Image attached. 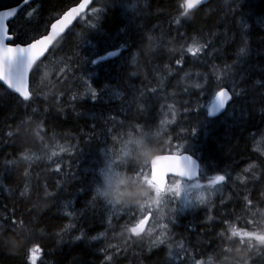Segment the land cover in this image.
Wrapping results in <instances>:
<instances>
[{
	"label": "snow or ice",
	"instance_id": "obj_1",
	"mask_svg": "<svg viewBox=\"0 0 264 264\" xmlns=\"http://www.w3.org/2000/svg\"><path fill=\"white\" fill-rule=\"evenodd\" d=\"M212 2L183 0L176 5L175 14L169 15L168 31L164 33L159 25L146 21L168 14L163 8L153 12L147 0L142 6L139 2L132 4L131 0H77L75 7L59 11L53 17L55 22L46 23L43 31L34 24L43 10L40 0H22L26 6L23 9L0 0V97L12 101L10 106L0 102V112L5 107L8 112L6 119H0V156H4L6 146H12L14 138L30 134L44 145L40 149L44 158L51 160L57 153L45 143L47 132L52 130L46 131L45 125L68 112L77 119L91 122L89 141L97 139L98 128L99 135L104 137L96 166L89 169L91 180L82 181L83 186L77 190L96 194L82 208H77L74 199L67 195L69 178L75 175L61 171L62 160L55 162L54 173L64 182L55 183V192L49 191L47 183L28 171L34 157L25 154L18 159L0 161V191L8 190L5 181L15 176L18 196L12 193L13 199L25 205L23 210L14 208L8 216H0L3 221L0 222V248L15 247L12 234L30 235L24 219L17 217L18 211H27L30 223L42 219V206L33 201L35 196L37 201L54 204L58 214L67 220L52 233L57 246L83 245L92 253H100L102 264H118L120 256L133 245L149 256L154 248L164 246L166 264H209L197 258L206 254L201 235L209 238L208 247L218 264H264V153H253L258 163L249 164L235 178V167L221 166L229 137L255 141L259 135L264 140V36L253 44L250 39L253 25L249 24L253 21L264 29V10L257 14L251 0H224L227 10L220 25L215 27H226L230 19L235 28V35L225 41L226 33L211 29L205 32L197 26L198 20H206L213 12L219 15L222 9H213ZM110 14L114 24L111 28L108 27ZM78 17L77 26L83 27L86 35L76 36L74 29L69 28ZM190 29L197 35H190ZM152 32L160 35L154 36ZM166 36L171 39L166 40ZM237 38L235 58L229 64L224 59L223 43ZM174 42H180V47H170ZM217 43H221V47H217ZM85 44L89 45L88 50L81 55ZM61 52L65 60L54 68L55 81L48 80L46 85L52 89L59 84L61 88L57 92H46L41 87L43 81L38 80L41 67ZM186 54L209 69L198 72L197 82L182 89L183 96L191 97L195 92L197 99H178L180 93L169 95L147 86L138 89L129 83L135 78L133 69L141 67V58L149 65L153 58L165 56L176 66L177 74L183 72L184 78L190 79V73L184 68ZM216 59L223 60V65H217ZM165 68L171 74L172 69L168 65ZM47 75L45 73V77ZM78 81L85 87L82 93L78 91ZM122 88L127 91H121ZM206 95L208 102L200 104L199 97ZM168 99L173 103L168 104ZM162 100L165 103L159 104ZM88 102L92 107L77 111ZM157 104L161 109H168L171 120L166 119L168 113H162L165 119L158 124L155 122L153 113ZM121 116L124 119H119ZM7 119L13 121L15 128ZM136 119L143 123H130ZM182 124L187 126L182 127ZM172 126L175 127L168 131ZM113 128L116 134L112 135L109 147L107 138ZM124 128L130 130L121 135L120 129ZM49 140L61 152H70L69 148L55 144V134ZM142 145L147 147L146 151L141 152ZM129 160H135L138 165L132 170L134 176L126 175ZM22 162L26 167L17 173ZM249 172L250 177L245 175ZM119 174L128 178L122 183L141 186L143 194L128 197L119 185L114 187L113 177ZM26 181L32 183L31 194ZM238 181L241 183L237 184ZM225 188L237 189L229 201L223 196ZM218 194L217 203L213 197ZM97 198H102L99 211L95 207ZM201 205L205 206V215L197 227L202 231L196 232L194 244L189 241L192 249L200 251L186 247L183 240L175 241L177 250L173 251L175 237L169 234L172 228L178 226L179 218L186 212L195 213ZM212 208L217 209L216 216L211 214ZM236 208L242 211L238 214ZM125 209L127 221L115 237L122 243L113 244L109 238V232L115 228L112 218ZM241 218L252 230L237 229L230 222ZM87 220H96L107 227L97 235H89L83 226ZM150 221L151 225L146 228ZM221 227L224 230L217 231ZM38 251H42L39 245L32 247L26 261L31 259L35 264ZM241 252L246 255H234Z\"/></svg>",
	"mask_w": 264,
	"mask_h": 264
},
{
	"label": "trees",
	"instance_id": "obj_2",
	"mask_svg": "<svg viewBox=\"0 0 264 264\" xmlns=\"http://www.w3.org/2000/svg\"><path fill=\"white\" fill-rule=\"evenodd\" d=\"M22 2V0H3L4 4L7 5H16ZM43 3V10L40 13V16L34 22L35 27L39 28L43 31V26L46 23L52 22L57 15V13L61 10H66L69 6H72L77 2V0H40ZM140 3L141 6L145 2V0H131L132 4ZM148 3L152 5L153 12L156 11L157 8H163L168 15H161L158 19L153 16L150 21H146L150 24H156L160 26L162 32L167 33L168 31V19L169 15H174L176 11V5L182 3L183 0H147ZM251 2L257 7V14H260L261 10H264V0H251ZM24 6L23 8H25ZM211 7L213 9H222L219 12V15L216 12L207 18L206 20L201 19L198 20V27L203 28L205 32L209 29L215 32L226 33V36L223 38L225 41L230 40L233 35H235V28L232 27L231 20L229 19L226 27H215L216 25H220L221 21L224 18V12H226V7L224 5V0H213ZM22 8V9H23ZM90 9V8H89ZM90 11V10H89ZM90 13V12H89ZM23 15V12L21 13ZM79 20H77L70 28L74 29L76 36L86 35L83 27L77 26ZM24 21H20L23 23ZM82 24L83 22L80 21ZM249 24H252L251 31V41L255 44L260 36H264V29H261L259 26L255 25L253 21H249ZM108 27H114L113 17L110 14L108 20ZM154 36H159V32H152ZM190 35H197L194 30H189ZM171 39L170 36H166V40ZM145 46L147 47V41H145ZM180 47V42H174L170 47ZM89 45L85 44L81 48V55L86 54ZM217 47H221V43H217ZM238 47V38L232 42H224V59L227 63H232V60L235 58V53ZM65 60V54L63 52L58 53L56 56L50 57V62L46 61L45 65L42 66L38 80H42L41 87L44 88L46 92L52 91L57 92L60 90L61 85L56 84V86L52 89L46 87L48 80L55 81L54 76V68L57 64ZM223 60L216 59L215 63L217 65H223ZM165 65H168L169 68L172 69L171 74H169L168 68H165ZM184 68L187 72L190 73V79L184 78V73L180 72L177 74L176 66L172 64V61L169 57H156L153 58L151 64L146 65L144 63L143 58H141V67L139 69H133L135 72V78L129 83L133 85L135 88L144 89L147 87H156L163 91L165 94H173L180 93L178 99H197L195 92L191 97L183 96L182 89L185 86H190L191 84L197 82L196 74L198 72H208L209 69L204 67L202 64L197 63L190 59V54H186L185 56V64ZM45 73H47V77H45ZM81 75V74H78ZM78 85V91L84 92L85 87L82 81L76 82ZM94 87H98V85L94 84ZM250 86V82H249ZM121 91H127L122 88ZM209 97H199L200 104H205L208 102ZM0 102H2L6 106H10L12 101L7 97H0ZM165 101H160L159 104H163ZM168 104H172L173 100L168 99ZM239 104H242L243 101H238ZM159 104L155 105V111L153 115L156 117V123L158 124L160 120L165 119V116L162 113H168L166 119L171 120V113L168 112L167 108L161 109ZM33 107L39 108V105H33ZM92 107L91 102H88L81 107L77 108L78 112H84L86 109ZM176 107L179 108L180 105L176 104ZM100 111V109H96ZM182 111V109H181ZM55 112V109H53ZM107 114V113H105ZM8 115L7 107L3 112H0V119H6ZM36 119L35 117L33 118ZM119 119H124L123 116L119 117ZM179 121V116L177 117ZM6 122L8 124H12L13 128H15V124L12 120L7 119ZM130 123L133 124H142L143 121L140 119L132 120ZM182 127H186V124H182ZM172 126L168 128V131H172ZM51 128V131L47 132V136H45V143L49 145L51 151H55L57 153L56 156H53L51 160L44 158L43 153L41 152V148L44 146L38 140L34 139L32 135L25 134L21 137L14 138L12 146H6L4 156H0V161L7 159H18L25 154H28L35 158L32 167L28 169L34 176H38L42 183H47L48 190L55 192L56 188L54 187L57 181L61 183L64 182L63 178L54 173L55 162L61 161L62 156L69 158V163H64L61 168L62 172L68 171L75 175V178H69V182L67 185V195L71 196L77 208H82L86 201H91L92 198L96 195L94 191H85L83 193L78 192L77 190L81 188L82 181L91 180V173L89 172L90 168H94L96 166V160L99 156L100 149L104 146L103 141L104 137L99 135V128L97 129V139L94 141H89V136L91 133V122L85 120L84 118L77 119L75 115L71 112L66 113L65 115L60 116L58 119L53 121L51 124H46L45 129ZM130 129L124 128L120 129V134H124ZM178 132L179 129L177 128ZM55 134V144L62 145L70 149V152L61 153L60 148L53 146V142L49 140V137H52ZM116 134V129L113 128L112 133L107 138L108 146H112V135ZM173 136H175V132H173ZM258 136V135H257ZM256 136V138H257ZM252 141L249 139H241L237 137L236 139L228 138V141L225 142V146L223 149V166L231 165L236 168V171L233 174H239L245 167H248L251 163H258L253 153L262 152L259 151L257 146V141ZM260 145V144H258ZM261 146V145H260ZM117 149H119V144H117ZM23 149V151H21ZM141 150V149H140ZM261 150L264 148L261 146ZM141 152H143L141 150ZM50 155V153H49ZM26 167V163L22 162L20 164L17 173L23 171ZM138 167L135 160H129L128 167L126 169V175L134 176L135 173L132 171L133 168ZM249 175V174H248ZM120 177H125L123 174L119 175ZM251 176V175H250ZM127 178V177H126ZM16 177L14 176L11 180H6L5 183L7 185L8 190L0 191V216H8L13 209L23 210L25 209V205L22 204L18 199H13L12 193H16ZM28 183V190L31 194L32 183L26 181ZM241 182H237L240 184ZM129 185V184H128ZM124 185L122 187V191L127 190V186ZM23 190V188H21ZM237 191L236 188H227L226 193L228 196L224 198L226 201H229V198L232 196L233 192ZM41 195H43L41 193ZM215 201H219V198H215ZM33 201L38 202L42 206L43 216L39 222H31L30 217L27 211H18L17 217H22L25 221V224L30 229V235L21 234L20 236H16L12 234V239L15 241V247H9L7 249L0 248V264H32L31 259L26 261V255L29 250L39 245L42 251H38L39 259L35 262V264H102L103 257L100 253H92L89 249H86L83 245H69L64 244L61 246H57L55 239L52 236V233L59 229V226L62 223H67L66 219H63L57 211V207L51 202L45 200L37 201L36 197L33 196ZM102 205V198H97L95 201V207L97 211L100 210ZM29 205L28 207H30ZM264 207V206H262ZM205 208V207H204ZM204 208L198 209L195 213L190 212L179 218V224L177 227L172 228V235L174 234L175 239L172 241L173 243V251H176V243L175 241L183 240L186 247L192 249V244L195 243L196 232L202 231L198 229L197 225H199L200 221L204 218ZM126 209L123 210V215L126 213ZM242 211L241 208H236V212L239 214ZM121 212V211H120ZM211 214L216 216L217 209L212 208ZM126 216V215H125ZM117 216H113L115 218ZM120 222H122L121 216L117 217ZM127 221V219H126ZM3 222V221H0ZM234 227L239 228H247L248 230H252V226L246 225L245 220L243 218L236 220L232 219L230 221ZM79 226V225H78ZM84 228L88 231L89 235H97L98 232L104 231L107 227L106 224H101L96 220H87L83 222ZM187 228V230H186ZM43 230V231H41ZM224 230L223 227L217 229V231ZM111 232H109L110 234ZM112 234V233H111ZM200 239L205 241L202 245V248L206 250L205 255L198 256V259H210L211 264H218L216 260L215 254L211 248L208 247V237L201 235ZM113 244L122 243V241H118L114 236L110 239ZM192 242V244L189 243ZM95 245L96 242H93ZM147 242H145V247ZM130 249L137 250V256L134 258L131 256ZM195 251H200V249H192ZM239 253H234V255ZM167 258V249L164 246L160 248H154L152 254L149 256L146 252H142L141 248L138 246H130L126 250V254L121 255L118 261V264H166Z\"/></svg>",
	"mask_w": 264,
	"mask_h": 264
},
{
	"label": "rangeland",
	"instance_id": "obj_3",
	"mask_svg": "<svg viewBox=\"0 0 264 264\" xmlns=\"http://www.w3.org/2000/svg\"><path fill=\"white\" fill-rule=\"evenodd\" d=\"M250 86H251V82H250ZM250 86H249V87H250ZM256 141H257L258 144H260V145L264 148V140H261V137H260L259 135L257 136ZM258 144H257V146H256V147L258 148V150L264 152V150H261V146L258 145ZM141 150H142V151H146V150H147V147L142 145V146H141ZM61 153H63V152H61ZM61 160H62L64 163H69V161H70L68 157H63V156H62ZM245 168H247V167H245ZM245 168H244V169H245ZM239 174H242V172L239 173ZM248 174H249V175H248ZM119 175H120V174H119ZM119 175H115V176L113 177V180H114V187H115L116 185H119L120 190L122 191V187H123L124 185H126V184L122 183V181H126L128 178H126V177H120ZM236 175H237V174H234V175H233V178H235ZM245 175H247V176L250 177L251 172H249V173H247V174H245ZM201 183H205V181H201ZM196 194H198V193H194V195H196ZM223 196H224V198H226V197L228 196V194L225 192V189L223 190ZM217 197H219V194H218L217 196L213 197V199H215V198H217ZM173 206H175V205H173ZM204 207H205L204 205H201L199 209L204 208ZM188 212H191V211H188ZM188 212H186V213H188ZM122 213H123V210H121L119 216H121L122 220H124V222L126 223L127 216L123 215ZM112 222H113V225H115V228L111 231L112 234H111V233L109 234V238H110V239L113 238V236L116 237L117 234H118V231H119L120 227L124 225V223H123V222H120V221L118 220L117 217L112 218ZM165 222H166V221H165ZM100 232H101V231H100ZM98 233H99V232H98ZM171 235H172V234H171ZM117 240H118V239H117ZM118 241H119V240H118ZM145 242H147V238H145ZM130 252H131V256H133L134 258H136V256H137V250L130 249ZM38 259H39V256H38V253H36V254H35V262H36ZM203 260H205V261H209V264H211V260H210V259H203ZM31 261H32V260H31Z\"/></svg>",
	"mask_w": 264,
	"mask_h": 264
},
{
	"label": "clouds",
	"instance_id": "obj_4",
	"mask_svg": "<svg viewBox=\"0 0 264 264\" xmlns=\"http://www.w3.org/2000/svg\"><path fill=\"white\" fill-rule=\"evenodd\" d=\"M125 194L128 197H138V196L142 195L143 193L141 190V186H139V185L133 186V185L129 184L127 186V190L125 191ZM239 255H246V253L241 252V253H239Z\"/></svg>",
	"mask_w": 264,
	"mask_h": 264
},
{
	"label": "water",
	"instance_id": "obj_5",
	"mask_svg": "<svg viewBox=\"0 0 264 264\" xmlns=\"http://www.w3.org/2000/svg\"><path fill=\"white\" fill-rule=\"evenodd\" d=\"M81 2H82V0H81ZM77 5V2L75 3V4H73L71 7H75ZM12 6H19L20 8H23L24 7V5H23V3L22 2H20V3H18V4H16V5H12ZM78 19V18H77ZM77 19L76 20H73L72 22H71V24L69 25V28L77 21ZM52 22H55L54 20L52 21ZM67 31V30H66ZM160 155H164V153H160ZM146 227H147V225H146Z\"/></svg>",
	"mask_w": 264,
	"mask_h": 264
}]
</instances>
